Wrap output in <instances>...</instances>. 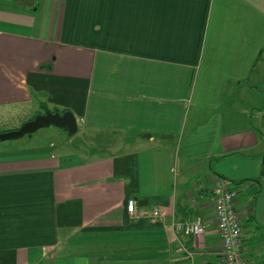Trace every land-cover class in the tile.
<instances>
[{
  "label": "crops",
  "instance_id": "1",
  "mask_svg": "<svg viewBox=\"0 0 264 264\" xmlns=\"http://www.w3.org/2000/svg\"><path fill=\"white\" fill-rule=\"evenodd\" d=\"M26 104L120 142L0 141V264H223L225 179L264 264V0H0V109Z\"/></svg>",
  "mask_w": 264,
  "mask_h": 264
},
{
  "label": "built area",
  "instance_id": "2",
  "mask_svg": "<svg viewBox=\"0 0 264 264\" xmlns=\"http://www.w3.org/2000/svg\"><path fill=\"white\" fill-rule=\"evenodd\" d=\"M212 193L217 228L223 245V264H249L246 256L247 249L243 240L242 212L237 206V190L231 188L225 180H221L215 185ZM136 206V201L130 199L127 204L128 212L132 215L137 214ZM152 215L158 217L161 212L155 209ZM176 228L184 234L197 235L206 230V224L204 219L199 216L193 220L178 222Z\"/></svg>",
  "mask_w": 264,
  "mask_h": 264
},
{
  "label": "rangeland",
  "instance_id": "3",
  "mask_svg": "<svg viewBox=\"0 0 264 264\" xmlns=\"http://www.w3.org/2000/svg\"><path fill=\"white\" fill-rule=\"evenodd\" d=\"M35 104H26V105H18V106H9L3 107L0 109V131H9L13 129L20 128L24 122L30 120L28 115L33 111ZM33 117V116H31ZM61 129V128H60ZM58 127L50 126L41 128L35 133H33V137L30 138L29 135H26L20 139L22 142H45L48 145L50 143H54L56 145H60L63 142H66L68 146L80 145L86 146L89 150H97L99 154L102 152H110L120 142V136L116 135H106V134H96V138L92 140V136L89 137V134L85 133V137L80 135L79 133L74 135H67L60 130ZM61 133L64 135L61 136ZM93 153V152H92Z\"/></svg>",
  "mask_w": 264,
  "mask_h": 264
},
{
  "label": "water",
  "instance_id": "4",
  "mask_svg": "<svg viewBox=\"0 0 264 264\" xmlns=\"http://www.w3.org/2000/svg\"><path fill=\"white\" fill-rule=\"evenodd\" d=\"M49 126L65 129L71 136L78 131L77 118L72 111L53 112L52 110H45L34 118L24 122L20 128L0 131V141L20 139L26 135L31 136L39 129ZM164 137L172 136L164 135Z\"/></svg>",
  "mask_w": 264,
  "mask_h": 264
},
{
  "label": "trees",
  "instance_id": "5",
  "mask_svg": "<svg viewBox=\"0 0 264 264\" xmlns=\"http://www.w3.org/2000/svg\"><path fill=\"white\" fill-rule=\"evenodd\" d=\"M42 67H45V68H47V69H51V67H52V65L51 64H47V65H45V66H42ZM42 109H44V111L45 110H49L48 108H47V105L46 104H42ZM65 111H68V110H63L62 112H65ZM53 112H57V110H54ZM39 114V113H38ZM37 115V114H36ZM36 115H34L33 116V118L36 116ZM63 131H66L65 129H62ZM67 132V131H66ZM263 166H264V163H263ZM263 171V170H262ZM225 179V178H224ZM227 182H228V180L227 179H225ZM245 181H247V180H242V181H239V182H237V183H243V182H245Z\"/></svg>",
  "mask_w": 264,
  "mask_h": 264
}]
</instances>
